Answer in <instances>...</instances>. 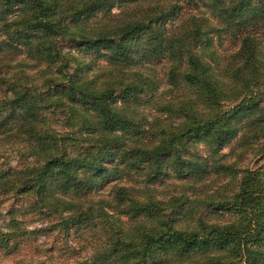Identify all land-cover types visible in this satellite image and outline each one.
Here are the masks:
<instances>
[{
    "label": "trees",
    "instance_id": "16d2710c",
    "mask_svg": "<svg viewBox=\"0 0 264 264\" xmlns=\"http://www.w3.org/2000/svg\"><path fill=\"white\" fill-rule=\"evenodd\" d=\"M10 200L4 256L58 230L63 264H264V0H0Z\"/></svg>",
    "mask_w": 264,
    "mask_h": 264
},
{
    "label": "rangeland",
    "instance_id": "374dc122",
    "mask_svg": "<svg viewBox=\"0 0 264 264\" xmlns=\"http://www.w3.org/2000/svg\"><path fill=\"white\" fill-rule=\"evenodd\" d=\"M223 44V46H225L227 42H224ZM5 154L3 153V156H5ZM9 161L12 165H16L18 158L12 156L10 157ZM262 164L263 161L260 159V157L254 156L252 154L249 155L243 163L244 167L247 166L250 168H256ZM108 189L109 188L107 186L98 192L106 195ZM11 205L12 201L10 200L0 207L3 215L0 218V221L5 219L4 214L6 210L11 207ZM49 222L50 221L46 220L43 222H33V225L31 226L41 224L48 225ZM65 245L72 246V248L75 249H80V246L77 244V240L73 234L67 235L65 233L59 232L58 230L46 232V234L38 235L35 238L22 243L21 249L13 255L4 256L0 254V264H63L65 262H70L71 259H74L77 255L70 254L67 250H65L63 248ZM87 253L88 250H83L80 254Z\"/></svg>",
    "mask_w": 264,
    "mask_h": 264
}]
</instances>
